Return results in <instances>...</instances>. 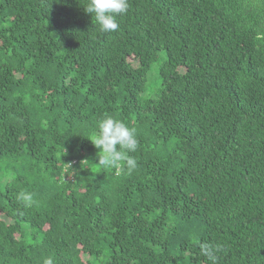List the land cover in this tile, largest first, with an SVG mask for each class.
<instances>
[{"label":"trees","instance_id":"16d2710c","mask_svg":"<svg viewBox=\"0 0 264 264\" xmlns=\"http://www.w3.org/2000/svg\"><path fill=\"white\" fill-rule=\"evenodd\" d=\"M87 3L0 0V264H264V0H128L109 33ZM105 116L131 174L94 166Z\"/></svg>","mask_w":264,"mask_h":264},{"label":"clouds","instance_id":"9594fccd","mask_svg":"<svg viewBox=\"0 0 264 264\" xmlns=\"http://www.w3.org/2000/svg\"><path fill=\"white\" fill-rule=\"evenodd\" d=\"M129 9L128 0H88L84 11L95 21L102 33L115 32L119 28L117 17L123 16ZM94 148L99 149L96 167L127 171L131 174L137 168L134 156L139 146L137 130L128 127L124 122L105 116L97 123V130L89 140ZM19 198L25 202H31L29 193L21 192ZM200 255L205 257L211 264H218L217 253L222 252L221 245L201 243ZM44 264H53L52 259H46Z\"/></svg>","mask_w":264,"mask_h":264},{"label":"rangeland","instance_id":"374dc122","mask_svg":"<svg viewBox=\"0 0 264 264\" xmlns=\"http://www.w3.org/2000/svg\"><path fill=\"white\" fill-rule=\"evenodd\" d=\"M159 56H160V54H159ZM155 71H157V70H156V66H154V69H153V75H154V72H155ZM3 220H4L3 217H0V221H3Z\"/></svg>","mask_w":264,"mask_h":264}]
</instances>
